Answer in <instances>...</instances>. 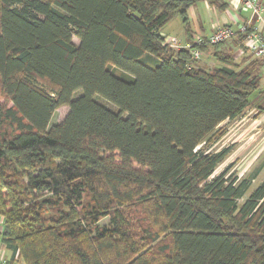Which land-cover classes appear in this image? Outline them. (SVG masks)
<instances>
[{
    "label": "trees",
    "instance_id": "trees-1",
    "mask_svg": "<svg viewBox=\"0 0 264 264\" xmlns=\"http://www.w3.org/2000/svg\"><path fill=\"white\" fill-rule=\"evenodd\" d=\"M198 1L0 0V236L12 260L264 264V178L251 188L228 166L214 174L230 149H207L252 104L263 61L237 62L226 40L198 47L221 64L206 69L163 44Z\"/></svg>",
    "mask_w": 264,
    "mask_h": 264
},
{
    "label": "rangeland",
    "instance_id": "rangeland-1",
    "mask_svg": "<svg viewBox=\"0 0 264 264\" xmlns=\"http://www.w3.org/2000/svg\"><path fill=\"white\" fill-rule=\"evenodd\" d=\"M203 1H200L198 6V14L201 17V21L210 22L216 19V15H220L210 9L203 7ZM173 29H177L178 22H181L179 16H176L173 21ZM168 25V24H167ZM166 25V26H167ZM229 40V39H228ZM73 41L77 43L74 38ZM228 48L227 43H223L220 47L221 50ZM250 57V55H248ZM236 61H240L238 58ZM213 62L216 66L218 64L214 60H208L204 57L201 58L198 63L201 67L210 69L211 66H206L204 63ZM264 63V62H263ZM260 82L257 90L250 97L251 105L244 113L232 121H224L219 125L222 128V136L218 140L212 141L209 146V151H217L223 148H229L230 152L223 162L217 167L214 174H217L225 167H229V172H233L239 178H242L249 174L252 176L251 188L256 186L264 177V65L260 69ZM79 92L74 94L77 95ZM96 100L102 103L107 108L114 110L115 107L106 102L98 96ZM68 111L66 105L58 107L50 120V125L60 122ZM103 220L101 223H105Z\"/></svg>",
    "mask_w": 264,
    "mask_h": 264
},
{
    "label": "built area",
    "instance_id": "built-area-1",
    "mask_svg": "<svg viewBox=\"0 0 264 264\" xmlns=\"http://www.w3.org/2000/svg\"><path fill=\"white\" fill-rule=\"evenodd\" d=\"M229 7L235 11L245 14L246 19L237 27V31L245 34L242 40V47L257 59L264 62V15L263 8L259 0H228ZM233 22L237 21L236 16L230 15ZM235 33L234 29L228 24L217 25L208 37L196 36L193 42L181 46L178 40L169 35H162L163 44L172 49H188L193 60H199L202 52L198 48L203 44H216L230 39ZM4 247V246H3ZM5 248V247H4ZM18 251L14 255V262L8 263L0 255V264H18Z\"/></svg>",
    "mask_w": 264,
    "mask_h": 264
},
{
    "label": "crops",
    "instance_id": "crops-1",
    "mask_svg": "<svg viewBox=\"0 0 264 264\" xmlns=\"http://www.w3.org/2000/svg\"><path fill=\"white\" fill-rule=\"evenodd\" d=\"M200 1H203L202 4H203L204 8L210 9V10L217 12V13L221 12L220 15H216V19L212 20L210 22L201 21V17L198 14L199 10H198V6H197V4L200 3ZM200 1L196 2L194 5L190 6L186 10L185 16H186L187 21H188V30L187 31L184 27V24L182 23L181 17L179 16V18L181 19V22H178V24H176L177 29H173V24H172L173 22H171L175 18L174 17L168 23V25L165 26L160 31L161 36L162 35L173 36L178 40L179 44L181 46H183V45H186V44L193 42V40H194V38H196V36L208 37L213 32L214 28L219 24L230 25L236 33V32H238L237 26L246 19L245 14L240 13L239 11H235L232 7H229L228 0H217L218 4L225 6L224 11H220L217 6H215V5L213 6L212 4L209 3L208 0H200ZM259 1L262 5L263 15H264V0H259ZM230 15H232L234 17L236 16L237 21L233 22V20L230 19ZM234 39H235V36L233 38L227 40L225 43H227L228 48H231L233 50V57L235 58V60H237L238 58H240V60L241 59L243 60L244 58L249 57L248 55H250V57H249L250 60L257 59L255 56H253L249 52H246L243 49L242 44H241L242 42L241 43L238 42L235 44ZM173 50H177V49H173ZM212 51H213L212 48L208 47L206 49V51H204L202 53L201 58L204 57V59H205V57H206L207 61L210 59V60H214L215 62H217L212 56ZM199 60H196V63H197V65L202 66L198 63ZM217 63L219 64V62H217ZM204 65L211 66L212 68L221 66V65L216 66V64H214L213 62L208 63V65H207V63H204ZM262 65H264V63ZM247 175H249V174H247ZM1 225H2V218L0 216V233H1ZM3 246L4 245L1 242V236H0V255L7 262H9L12 260V254L7 248H4ZM12 261L14 262L15 260H12ZM18 264H23V262L18 261Z\"/></svg>",
    "mask_w": 264,
    "mask_h": 264
}]
</instances>
